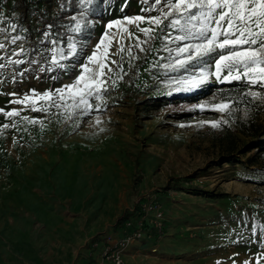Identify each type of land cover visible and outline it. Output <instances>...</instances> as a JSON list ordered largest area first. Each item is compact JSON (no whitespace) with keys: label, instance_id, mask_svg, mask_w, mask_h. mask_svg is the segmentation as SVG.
<instances>
[{"label":"rangeland","instance_id":"rangeland-1","mask_svg":"<svg viewBox=\"0 0 264 264\" xmlns=\"http://www.w3.org/2000/svg\"><path fill=\"white\" fill-rule=\"evenodd\" d=\"M119 3L104 0L107 13L86 6L90 27L77 35L80 59L84 51L95 47L109 20L125 14L149 15L141 12L138 0H129L123 11L117 7ZM0 9L29 30L24 35H30L26 42L30 52L46 24L53 25V34L64 32L74 26L70 17L77 14L65 0H0ZM130 30L135 32V25ZM111 31L115 34L111 59L119 62L118 43L123 39L127 49L131 41L115 28ZM215 59L213 53L187 71L165 74L162 67L145 71L140 54L135 61L139 74L133 68L116 85L106 97L105 112L82 117L75 126L62 120L57 123L52 117L43 130L39 124L28 125L26 132L3 130L0 205L5 204L6 215L19 218L24 234L18 245L6 241V247L0 246L2 255L11 264H84L88 238H121L117 217L125 209L135 217L140 211L139 200H154L164 214V227L159 232L148 225L145 236L134 243L143 264H264V248L249 242L250 228L259 229L264 223V175L243 165L248 155L240 153L251 141L254 126L264 125V98L246 104L239 92L224 99L219 89L227 83H207L198 91L214 86L210 93L206 91L199 99H181L190 91H173L167 86L171 77L196 75ZM167 62L161 60V64ZM124 70L129 71L127 63ZM71 82L68 75L53 81L42 74L40 79L29 77L22 86L12 85L3 91L25 93L34 88L42 93ZM10 98L0 95V109L20 107L9 105ZM229 100L243 102L233 105L230 114L197 107L207 109ZM97 117L99 124L95 123ZM11 120L0 113V124ZM215 121L221 122L219 126L206 123ZM193 174L197 175L190 182L166 188L171 178ZM125 229L124 224L122 234Z\"/></svg>","mask_w":264,"mask_h":264},{"label":"snow or ice","instance_id":"snow-or-ice-1","mask_svg":"<svg viewBox=\"0 0 264 264\" xmlns=\"http://www.w3.org/2000/svg\"><path fill=\"white\" fill-rule=\"evenodd\" d=\"M65 2L78 14L70 17L74 26L53 34V25L46 24L35 38L31 52L26 47L30 35H24L29 30L18 26L0 9V95L11 97L9 105L20 106L7 111L0 109L5 120L12 118L11 123L0 124V134L6 129L26 132L28 125L37 124L43 130L45 121L50 122L52 117L57 123L62 120L75 126L82 117L91 118L93 113L105 112L106 97L116 85L123 82L133 68L139 74L135 61L140 59V54L144 56L145 71L162 67L167 74L187 71L191 65L215 53L216 59L209 68H200L198 74L190 77H171L167 86L173 91H191L207 83H240L247 89L241 96L248 97L249 103L258 97L264 98V0H138L141 12L149 15L125 14L109 20L95 47L83 52V59L79 58L77 35L90 27L86 6L94 5L96 11L103 9L105 13L109 9L104 7V0ZM128 2L120 0L117 7L123 11ZM153 12L155 15H151ZM141 24L146 26L140 27ZM132 25H135V32L130 30ZM114 28L122 38L131 41L127 49L123 39L118 43L119 62L111 59V45L115 40L111 30ZM41 44L45 45L43 49ZM172 44L176 47H171ZM80 47L82 50L83 46ZM163 52L167 57L160 55ZM161 60L168 62L161 64ZM125 63L128 72L124 70ZM42 74L53 81L68 75L72 82L61 83L42 93L34 88L25 93L3 91L12 85L22 86L29 77L40 79ZM242 102L229 100L207 109L204 105L197 107L201 111L230 114L233 105ZM25 112L42 113L43 116L32 117L24 115ZM100 122L97 117L95 123ZM206 123L217 127L221 122ZM250 236L249 242L264 248V223L259 229L251 227Z\"/></svg>","mask_w":264,"mask_h":264},{"label":"built area","instance_id":"built-area-1","mask_svg":"<svg viewBox=\"0 0 264 264\" xmlns=\"http://www.w3.org/2000/svg\"><path fill=\"white\" fill-rule=\"evenodd\" d=\"M140 211L131 216L125 222V233L119 239L105 238V245L101 252L100 258L95 264H143L129 263L125 260L127 250L137 241L141 240L146 233L147 226L151 225L159 232L163 229L164 214L161 206L154 200L138 201ZM93 246L98 247L95 242Z\"/></svg>","mask_w":264,"mask_h":264},{"label":"trees","instance_id":"trees-1","mask_svg":"<svg viewBox=\"0 0 264 264\" xmlns=\"http://www.w3.org/2000/svg\"><path fill=\"white\" fill-rule=\"evenodd\" d=\"M214 86H210L209 89L203 91H198L199 88L193 89L190 91L188 96H181V99H199L203 96V94H206V91L210 93L213 90ZM247 90L243 84L240 83H227L225 84V88L220 87L219 91L223 95L224 99H228L230 95L232 94H238L239 92H244ZM245 102L249 103V98L244 96ZM251 141L248 142L244 146V149L241 150V154L248 155L246 158V161L243 163V165H246V167H251L255 169L256 172H259L264 175V125L262 126H254L253 131L251 132ZM251 151H255L253 154H250ZM232 161V160H231ZM197 174H193L192 176L187 177H179V178H171L170 181L167 183L166 188L171 187H177L180 185L182 181L190 182L193 178L196 177ZM191 189H194L196 191H200V188L197 186L190 185ZM132 216V213L130 210L125 209L123 213L118 217L116 221V226L121 227L130 217Z\"/></svg>","mask_w":264,"mask_h":264},{"label":"crops","instance_id":"crops-1","mask_svg":"<svg viewBox=\"0 0 264 264\" xmlns=\"http://www.w3.org/2000/svg\"><path fill=\"white\" fill-rule=\"evenodd\" d=\"M7 206V205H6ZM8 207V206H7ZM6 207V208H7ZM5 209V204L0 205V246L6 247L5 242L8 241L10 244L12 243L13 246H16L20 243L21 236L24 233L20 232V220L19 218H12L8 214L3 212ZM120 216V215H119ZM118 216V217H119ZM117 217V219H118ZM116 219V221H117ZM125 224V223H124ZM124 224L119 228L118 237L123 236L122 232H124ZM18 225V227H16ZM107 236H98L96 238H88V248L86 249L88 252V260L84 264H95L97 260L100 258V254L104 247V241ZM86 240V242H87ZM97 242L98 247L93 246V244ZM137 246L136 244L132 245L126 252L125 257L126 261L129 263H143V260L141 257H139V254L136 251ZM85 250V248H84ZM15 252H20L18 249H15ZM0 264H11L5 256L2 255V252H0ZM82 260V259H81Z\"/></svg>","mask_w":264,"mask_h":264}]
</instances>
